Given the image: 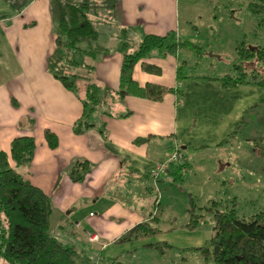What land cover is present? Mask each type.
Returning <instances> with one entry per match:
<instances>
[{
	"label": "crops",
	"instance_id": "obj_1",
	"mask_svg": "<svg viewBox=\"0 0 264 264\" xmlns=\"http://www.w3.org/2000/svg\"><path fill=\"white\" fill-rule=\"evenodd\" d=\"M51 1L0 0V150L15 166L12 141L21 136L35 137L34 161L20 166V170L50 196L51 230L76 248L78 259L84 248L92 246L98 256L96 264H101L103 256L98 251L107 250L106 258H115L126 244L124 248L131 246L129 253L144 248L155 264H167V256L177 248L182 253L204 246L215 235L214 228L208 230L210 239L200 237L191 242L184 237L190 239V233L198 230L201 223L195 230L181 227L190 220L193 194L184 193L180 215L174 207L168 208L176 200L173 187L179 182L183 185L189 175L172 168L154 180L150 171L166 156L169 145L179 146L190 163V172L193 166L190 175L200 170L191 160L197 161L205 154L219 159L213 153L221 154L239 137L248 112L246 101L257 105L251 100L257 84L224 87L211 80L213 77L193 74L177 79L179 61L174 54L151 55L135 66L134 79L142 87L156 83L179 88L180 93L166 94L162 101L133 94L123 100L112 96L110 108H101L91 116L95 125L76 134L73 127L83 114L86 88L68 89L49 69L56 50ZM186 1L118 0L114 12L100 23L113 34L115 42L114 51H103L97 62L93 76L100 86L112 92L119 89L124 45L134 51L146 35L166 36L170 32L182 39L181 4ZM141 62L156 65L161 72H147ZM45 129L58 136L56 149L49 147ZM79 159L88 160L93 168L84 181L74 182L69 170ZM227 180L226 177L223 182ZM212 200L215 199L209 198L200 207L210 205ZM140 223H148L162 234L117 243ZM91 233L98 234L99 240L90 242ZM80 237L85 241L81 247ZM178 241L183 246H177ZM159 242L168 243L170 248L162 253L150 246ZM201 260L210 264L202 255Z\"/></svg>",
	"mask_w": 264,
	"mask_h": 264
},
{
	"label": "trees",
	"instance_id": "obj_2",
	"mask_svg": "<svg viewBox=\"0 0 264 264\" xmlns=\"http://www.w3.org/2000/svg\"><path fill=\"white\" fill-rule=\"evenodd\" d=\"M117 1H51L56 50L50 58L49 69L68 89L78 90L84 85L86 88L83 90V114L73 127L76 134H83L95 125L90 118L101 102L102 87L93 74L105 49L98 42L100 31L97 24L101 23V15L107 19V14L114 12ZM250 9L254 13H263L264 0H250ZM179 38L173 32L166 36L146 35L134 51L124 45L120 85L113 92V98L117 96L123 100L126 95L133 94L152 101H162L166 94L180 93L179 88L156 83H147L142 87L133 77L135 66L157 50L164 55L174 54L179 61L177 79H183L185 74H181L178 52L181 45L188 42H182ZM237 54L243 61L235 67L237 73H228L211 80L220 82L224 87L243 84L264 86V68L251 69L254 64H246L247 61L254 63V60L264 64V49L250 48L242 42L237 47ZM141 63L147 72H161L156 65ZM14 103L17 105V102ZM29 122L35 125L32 119ZM44 136L50 148L56 149L59 146L58 136L52 130L45 129ZM36 149L34 136L15 138L11 144V158L15 166L10 164L7 153L0 150V259H4L7 264H78L79 253L76 248L65 243L51 230L53 203L50 196L20 170V166L33 163ZM92 168L88 160L79 159L70 168L69 176L74 182H82ZM177 169L185 175L181 167ZM222 202L212 200L206 207H200L195 200L190 204V220L181 227L188 230L198 228L206 218L207 213L203 214V210L213 215L215 224L212 239L193 250L198 251L210 264H264V212L247 218L237 212L235 202L232 206H224ZM159 234H162L161 230L148 223H140L122 235L117 243L148 239ZM150 246L162 253L170 248L166 242Z\"/></svg>",
	"mask_w": 264,
	"mask_h": 264
},
{
	"label": "rangeland",
	"instance_id": "obj_3",
	"mask_svg": "<svg viewBox=\"0 0 264 264\" xmlns=\"http://www.w3.org/2000/svg\"><path fill=\"white\" fill-rule=\"evenodd\" d=\"M181 9L180 36L182 39L179 38V40L188 42L186 45H181L178 52L181 58V74L218 78L228 73H237L235 67L243 62L237 54V47L242 42L250 48L264 49V12L254 13L250 9V0H187L181 4ZM100 18V21L105 19L104 15ZM101 24H97L100 31L98 42L105 48L103 51L112 52L115 48V42L111 39L113 34L107 27L104 29ZM152 55L162 54L156 50L152 52ZM246 64H254L250 67L251 69L264 68V64L256 60L254 63L247 61ZM262 72L264 75V70ZM254 86L258 87L253 91L251 100L257 105L246 101L245 109L248 112L235 143L227 146L221 154L219 151L214 152L213 156L219 159H213L205 154L197 161L191 160L193 164L200 166V170L190 175L193 173L192 166V171L185 174L189 175V178L183 185L179 182L173 187L172 193L176 200L174 204H169L168 208L174 207L178 215H180L182 201L185 199L184 193L193 194L199 206L206 204L209 198L223 201L224 206H232L235 202L237 212L247 218L264 212V86ZM109 89L102 87L101 102L97 105L96 112L101 108L104 110L110 108V97L115 91L112 92L110 89L111 92H107ZM226 177L228 180L224 183L223 180ZM155 194L156 192L153 193L154 197ZM167 202L171 200L167 199ZM206 213L205 222L201 223L198 230L190 233V239L184 237L185 241L194 242L200 237L211 238L212 234L208 230H213L214 218L210 212ZM53 233L58 235L54 231ZM88 240L92 242L89 235ZM78 241L80 247L85 244L82 237L78 238ZM175 244L179 247L183 246L181 241ZM122 245H124L123 250H120L117 253L118 257L115 258L107 259V250L98 251L97 253L103 256L101 264H114V262L119 264V260L122 264H155L154 257L144 248L129 253L127 250L131 246L124 248L127 245ZM117 246L115 245V248ZM83 250L78 259L79 263L96 264L98 256L94 254L93 247ZM179 251L180 249L177 248L167 256V264H204L199 252L180 253ZM0 264H7V262L0 259Z\"/></svg>",
	"mask_w": 264,
	"mask_h": 264
},
{
	"label": "built area",
	"instance_id": "obj_4",
	"mask_svg": "<svg viewBox=\"0 0 264 264\" xmlns=\"http://www.w3.org/2000/svg\"><path fill=\"white\" fill-rule=\"evenodd\" d=\"M168 151L163 160L155 162L151 168V176L154 179L159 178L163 173H168L172 168L181 167L182 171L186 174L190 172V166L185 155L180 150L177 144L167 147ZM90 240L96 242L99 240V235L96 233L89 234Z\"/></svg>",
	"mask_w": 264,
	"mask_h": 264
}]
</instances>
